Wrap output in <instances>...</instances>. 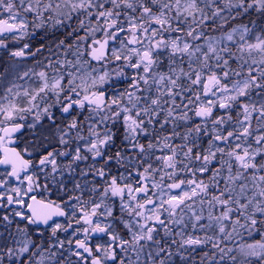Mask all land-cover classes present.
I'll return each instance as SVG.
<instances>
[{"label": "snow or ice", "instance_id": "obj_1", "mask_svg": "<svg viewBox=\"0 0 264 264\" xmlns=\"http://www.w3.org/2000/svg\"><path fill=\"white\" fill-rule=\"evenodd\" d=\"M252 13L264 0H0V49L70 37L0 84V264H264V27L225 28Z\"/></svg>", "mask_w": 264, "mask_h": 264}, {"label": "trees", "instance_id": "obj_2", "mask_svg": "<svg viewBox=\"0 0 264 264\" xmlns=\"http://www.w3.org/2000/svg\"><path fill=\"white\" fill-rule=\"evenodd\" d=\"M253 22L257 29L264 27V16H260L259 14L252 13L247 16H242L237 18V20H230L228 24L225 25V28L229 27V25L233 26L236 24H247L249 27L253 26ZM212 27L209 26V31L211 28L216 27V24L211 23ZM58 40H65L66 42L70 40L68 37V29L64 27L52 28L50 29H39L36 31H31L30 34L19 41H12L11 39L7 40L8 49L7 52L12 50H18V48H23L24 44H28L29 54H33L34 52L41 54H47L49 49L52 47L53 43H56ZM17 48V49H16ZM39 49V51H37ZM182 131V130H181ZM191 260H196L198 264L199 256L198 254L192 255L189 260V264H191ZM175 264H181V260L179 257H174Z\"/></svg>", "mask_w": 264, "mask_h": 264}, {"label": "rangeland", "instance_id": "obj_3", "mask_svg": "<svg viewBox=\"0 0 264 264\" xmlns=\"http://www.w3.org/2000/svg\"><path fill=\"white\" fill-rule=\"evenodd\" d=\"M224 15H227V13H225ZM208 22L213 23L211 20ZM211 23H208L210 24V27H212ZM219 23H220L219 20H217L216 23L214 24H216L217 26ZM39 29H50L51 30V27L38 28V29H35L34 31L39 30ZM60 41L61 40H58L56 43L52 44V47L50 49L53 52L56 51V45ZM20 49L21 48H18V50ZM18 50H12V51H18ZM12 51H9V52L6 51L5 55H0V84H6L13 80H16V82L18 83H24L23 80H17V77L19 75H22L25 71H28L31 68H35L36 71H39L40 68L37 67L38 62L45 61V59L49 56V52L47 54L45 53L39 54V52L38 53L34 52V55H33V54H29L28 51L25 50L24 56L13 57L10 55V52ZM116 81L117 79L114 77V82ZM32 131L33 130H31V132ZM193 255H195V253Z\"/></svg>", "mask_w": 264, "mask_h": 264}, {"label": "flooded vegetation", "instance_id": "obj_4", "mask_svg": "<svg viewBox=\"0 0 264 264\" xmlns=\"http://www.w3.org/2000/svg\"><path fill=\"white\" fill-rule=\"evenodd\" d=\"M208 23H211V22H208ZM209 26H210V24H209ZM5 53H6L5 49H0V55H5ZM126 86H127L126 82L117 80L116 82H114V88L112 90L113 91L121 90ZM57 115H59V113H57ZM44 123L47 124V121H45ZM181 130L183 131L184 129H180V131ZM43 131H44V129H42L40 127H37V129H35L32 132H31V130L25 128L22 130V135H23L24 140L30 141L34 138V136L38 137L41 134V132H43ZM87 163H89V162H81L79 165V168H85L87 166ZM79 168L77 169V173L79 172ZM77 178H79V177L77 176ZM89 179H91V176H89ZM68 186L71 187V181H69ZM53 198H55V197H53ZM60 219L62 220L63 218H60Z\"/></svg>", "mask_w": 264, "mask_h": 264}]
</instances>
